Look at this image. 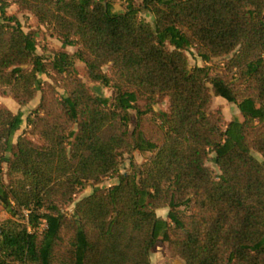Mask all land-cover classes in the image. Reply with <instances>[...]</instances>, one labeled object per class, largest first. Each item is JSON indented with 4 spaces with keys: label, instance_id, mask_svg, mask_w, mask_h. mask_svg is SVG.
Returning <instances> with one entry per match:
<instances>
[{
    "label": "trees",
    "instance_id": "trees-1",
    "mask_svg": "<svg viewBox=\"0 0 264 264\" xmlns=\"http://www.w3.org/2000/svg\"><path fill=\"white\" fill-rule=\"evenodd\" d=\"M16 1L62 45L41 53L0 0V95L36 100L23 132L0 103V264H155L159 240L185 264H264V0Z\"/></svg>",
    "mask_w": 264,
    "mask_h": 264
},
{
    "label": "rangeland",
    "instance_id": "rangeland-1",
    "mask_svg": "<svg viewBox=\"0 0 264 264\" xmlns=\"http://www.w3.org/2000/svg\"><path fill=\"white\" fill-rule=\"evenodd\" d=\"M7 11L9 14L16 15L20 21L22 22L24 28L26 30L31 29H37L38 30V50L41 53H51L52 48L58 47L62 45V40L58 38L57 36H54L50 34L48 28L40 24L37 17L33 12L27 9H21L18 2L16 0H7ZM127 5V0H116V9L118 11H124ZM142 17H144L147 20L152 21L154 23V15L150 11H143ZM66 48L71 51L75 52L78 48V45H67ZM188 59L192 65L196 64H205L207 63L205 59H203L199 53L196 46H193L189 49H187ZM231 54L227 55L229 57ZM221 60L220 57H215L212 62H209L211 65L216 64L217 61ZM77 65L80 69L81 75L86 78L85 71H86V64L82 60H77ZM108 70V67H106ZM217 70L213 66V71ZM92 87L100 94H110L111 88L101 82L98 81H92L91 82ZM0 103L4 105H8L9 107H12L15 111H18L21 107L24 109V120L21 125L20 131L23 132L28 127V119L27 116L31 112L32 108L36 106V100L32 102L31 104H27L24 106H21L18 101H16L11 96H3L0 95ZM159 106L162 107H168V101L164 100L163 102L159 103ZM212 107L219 108L222 107L227 118H231L234 114H237L240 112V107L236 102L229 101L227 98L219 95L214 96ZM33 138L37 139V135H31ZM255 154L263 159L262 154L259 151L255 150ZM134 158L136 161L141 162L144 161L147 158V153H144L140 151L139 149H136L134 151ZM210 164L217 167V164L214 163L213 160L209 161ZM131 169V159L129 156L125 159L121 166V171H127ZM117 174V175H116ZM114 175H109L105 180L101 183L99 186L104 187H110L115 185L119 181V174L116 173ZM95 185H88L86 188L82 189L80 192L76 195V200L80 199L81 197L91 193L95 189ZM69 208H72L70 206ZM158 213L161 216H167L168 213V207H160L158 209ZM7 211L3 208V205L0 201V219L7 216ZM151 259L155 264H185L184 258H182L180 255L174 253V251L170 248L169 242L165 240H159L156 245L152 249L151 253Z\"/></svg>",
    "mask_w": 264,
    "mask_h": 264
},
{
    "label": "crops",
    "instance_id": "crops-1",
    "mask_svg": "<svg viewBox=\"0 0 264 264\" xmlns=\"http://www.w3.org/2000/svg\"><path fill=\"white\" fill-rule=\"evenodd\" d=\"M12 108V107H11Z\"/></svg>",
    "mask_w": 264,
    "mask_h": 264
}]
</instances>
